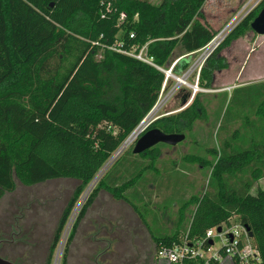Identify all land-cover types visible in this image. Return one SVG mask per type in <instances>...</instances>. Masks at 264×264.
Wrapping results in <instances>:
<instances>
[{
	"label": "trees",
	"instance_id": "obj_1",
	"mask_svg": "<svg viewBox=\"0 0 264 264\" xmlns=\"http://www.w3.org/2000/svg\"><path fill=\"white\" fill-rule=\"evenodd\" d=\"M206 1L165 0L158 6L149 0H0V199L13 192L17 182L32 186L60 178L79 181L59 219L51 252L89 184L159 99L165 74L124 51L146 45L154 63L167 69L178 47L183 51L180 57L200 49L220 29L200 20ZM263 6L264 0L206 62L201 87L210 88L214 73L225 67L221 51L252 30ZM188 63L181 59L174 72ZM257 114L264 121V103ZM199 120H208V113L196 94L183 109L159 117L148 129L191 133ZM230 146L224 144L214 163L200 155L184 157L187 163L209 168V185L215 183V188L181 205L174 233L158 236L147 226L156 252L161 246L200 239L212 227L230 226L237 215L241 225L251 228L261 256L258 264H264V190L250 195L253 184L264 177V146L255 142L242 150ZM139 155L150 163L130 180L100 179L74 222L62 264L100 190L130 203L144 222L127 194L136 196L139 187L145 190L139 184L145 182L146 170L159 173L155 164L160 151L155 145ZM244 169L250 178L233 186ZM200 203L210 212L193 220L190 233L181 237L187 209Z\"/></svg>",
	"mask_w": 264,
	"mask_h": 264
},
{
	"label": "rangeland",
	"instance_id": "obj_2",
	"mask_svg": "<svg viewBox=\"0 0 264 264\" xmlns=\"http://www.w3.org/2000/svg\"><path fill=\"white\" fill-rule=\"evenodd\" d=\"M149 1L159 6L165 0ZM256 1L207 0L201 9L203 19L200 20L217 30L245 6L250 4L251 7ZM182 53L178 47L168 68ZM220 56L224 58L225 67L214 73L212 85L206 92L196 93L201 96L208 120H199L193 131L185 133L186 138L177 145L156 144L160 151L155 164L159 173L146 170L145 179H142L145 182L139 184L141 187L145 185V190L137 185V197L134 193L127 194L139 207L144 223L155 235L174 233L181 205L192 196L203 197L206 192L215 188V183L213 186L209 185L211 170L185 162L186 155H200L214 163L226 142L230 143L234 150L250 148L253 142L264 146V121L257 114L258 108L264 103V36L253 30L248 31L226 46ZM192 58H186L188 67ZM187 68L179 69L174 75L181 77ZM188 82L194 84V79L191 77ZM193 93L187 84H177V79L170 77L165 90H161L159 94L156 107L145 118L144 125L148 127L159 117L180 111L191 102ZM184 97H188L186 103L183 101ZM136 141L124 142L128 144L123 143L124 147L120 146L123 147V152L113 160L114 155L113 161H108L96 179L89 184L73 209L54 252L51 251L59 219L79 181L60 178L32 186L17 182L16 189L0 199V239L9 240V243L0 246V256L17 264H47L49 257L52 258L51 264H56L57 261L62 264L64 249L74 222L100 179L105 177L108 183L113 182V179L123 183L150 163L148 159L133 152ZM214 150L217 155L213 153ZM248 178L249 171L244 169L232 181L233 186L240 187ZM261 190H264V177L253 184L250 195L257 196ZM200 205L201 203L198 206L191 205L187 209V218L180 230L181 237L187 234L193 220L198 221L201 216L210 212L207 211V206ZM132 213L130 203L116 200L107 191L100 190L69 246L66 264H93L97 244L95 237L102 234H107V238L112 239L113 247L122 238H125L128 244L134 243L135 235L123 233L124 229L119 224L120 220ZM230 221L232 226L240 222L237 215L232 216ZM16 223L24 232L11 238L10 234L4 233V229L8 226L15 229ZM212 228L217 230V226ZM223 228L227 229L225 225ZM214 241L215 249H219L222 244L220 238L215 237ZM251 242L257 248L254 238H251ZM103 245L106 247V244ZM145 249H150L153 255H156L148 230ZM86 259L90 263H87Z\"/></svg>",
	"mask_w": 264,
	"mask_h": 264
},
{
	"label": "built area",
	"instance_id": "obj_3",
	"mask_svg": "<svg viewBox=\"0 0 264 264\" xmlns=\"http://www.w3.org/2000/svg\"><path fill=\"white\" fill-rule=\"evenodd\" d=\"M260 1L261 0H257L251 7H249L250 4L245 6L233 18L224 24L200 49L177 58L167 70L155 64L153 57L148 56L146 45L139 51H124V53L131 55L145 63L153 65L162 71L166 75L162 90H165L168 79L172 77L177 79V84H181L179 83V80L183 81L182 84H187L193 90L194 97L197 92H206L207 90V88H200L201 71L206 62L223 45L231 33L260 3ZM123 18L124 15H122V19ZM187 57H193L191 65L185 70L181 77L174 75L175 66L180 62L181 59ZM191 77L194 79V84L188 82ZM145 118L130 134L127 140L131 137L134 138L133 140H137L149 128V126L147 127L146 125H142V123L146 120ZM226 227L227 229L223 228L221 233H218L216 229L210 228L206 231L205 236L200 239H185L181 244L173 246H161L156 252V257L158 260H161L166 264H214V262L222 261L226 256L230 257L232 264L260 263L261 256L256 246L252 244L251 237L249 236L245 227L240 223L234 226L226 225ZM215 237H219L222 242L219 249H215ZM211 240H213V243H210ZM207 242L208 245L206 244ZM221 249L223 251H221Z\"/></svg>",
	"mask_w": 264,
	"mask_h": 264
},
{
	"label": "flooded vegetation",
	"instance_id": "obj_4",
	"mask_svg": "<svg viewBox=\"0 0 264 264\" xmlns=\"http://www.w3.org/2000/svg\"><path fill=\"white\" fill-rule=\"evenodd\" d=\"M119 224L124 229L123 233L128 232L135 235L134 243L128 244L126 239L122 238L113 247V241L111 238H107V234L106 236L102 234L100 237H95L97 244H95L93 264H166L161 260H157L155 253L153 255L150 249L148 251L145 249L148 228L147 224L137 214H128L127 217L120 220ZM23 232L22 227H19L18 223H16L15 229H13V226H8L7 229H4V233L10 234L11 238L19 236ZM6 242L9 243V240L6 238L0 239V246L6 244ZM103 243L106 244V247H104ZM86 262L90 263L88 259H86Z\"/></svg>",
	"mask_w": 264,
	"mask_h": 264
},
{
	"label": "water",
	"instance_id": "obj_5",
	"mask_svg": "<svg viewBox=\"0 0 264 264\" xmlns=\"http://www.w3.org/2000/svg\"><path fill=\"white\" fill-rule=\"evenodd\" d=\"M251 29L260 35H264V6L251 23ZM186 138L185 133H166L159 128L147 129L136 141L133 148L135 154H141L149 148L155 146L158 143H165L169 145H177L179 142ZM123 146V145H122ZM117 153V152H116ZM115 153V154H116ZM114 154V155H115ZM112 158L109 160V162ZM249 236L253 238V232L249 226H244ZM223 230L222 226L217 228V232L221 233ZM213 243V240L210 241ZM0 264H17L14 261L0 256Z\"/></svg>",
	"mask_w": 264,
	"mask_h": 264
},
{
	"label": "bare ground",
	"instance_id": "obj_6",
	"mask_svg": "<svg viewBox=\"0 0 264 264\" xmlns=\"http://www.w3.org/2000/svg\"><path fill=\"white\" fill-rule=\"evenodd\" d=\"M179 83H183V81H182V80H179ZM145 122H146V120L142 123V125H144ZM133 139H134V138L131 137V138H129L126 142L131 143V142L133 141ZM126 142H125V143H126ZM128 143H127V144H128ZM127 144H125V145H127ZM123 145H124V144H123ZM123 147H124V146H123ZM123 147H122V148H123ZM122 148H120V149L117 151V153H116L115 156L113 157V160H114L115 158H117V156L120 155L121 152H123L124 149L121 150ZM113 160H111V161H113ZM103 171H104V170H103ZM103 171H102V172H103ZM102 172H101V173H102ZM101 173H100V174H101ZM58 257H59V256H58ZM57 259H58V258H57ZM56 264H58V261H57Z\"/></svg>",
	"mask_w": 264,
	"mask_h": 264
},
{
	"label": "crops",
	"instance_id": "obj_7",
	"mask_svg": "<svg viewBox=\"0 0 264 264\" xmlns=\"http://www.w3.org/2000/svg\"><path fill=\"white\" fill-rule=\"evenodd\" d=\"M262 36V35H261ZM264 36V35H263ZM132 208V207H131ZM133 213L136 214V212L132 209ZM188 232L190 233V228L188 229ZM259 252V251H258ZM260 254V252H259ZM219 264H232V261L230 257L226 256L222 261H220Z\"/></svg>",
	"mask_w": 264,
	"mask_h": 264
}]
</instances>
